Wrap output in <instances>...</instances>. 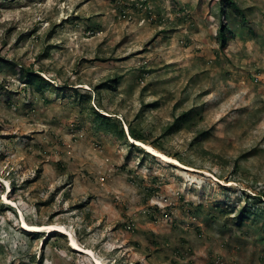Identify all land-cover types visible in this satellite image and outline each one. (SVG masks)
Masks as SVG:
<instances>
[{
    "label": "rangeland",
    "instance_id": "obj_1",
    "mask_svg": "<svg viewBox=\"0 0 264 264\" xmlns=\"http://www.w3.org/2000/svg\"><path fill=\"white\" fill-rule=\"evenodd\" d=\"M97 261L264 264V0H0V264Z\"/></svg>",
    "mask_w": 264,
    "mask_h": 264
},
{
    "label": "bare ground",
    "instance_id": "obj_2",
    "mask_svg": "<svg viewBox=\"0 0 264 264\" xmlns=\"http://www.w3.org/2000/svg\"><path fill=\"white\" fill-rule=\"evenodd\" d=\"M133 142H135L138 146L142 147L143 149H145L148 153H150L151 155L155 156V157H158L160 158L162 161H165V162H168V163H172V164H175L177 166H180V167H183V168H186V169H193L189 166H186V165H183L179 160L173 158V157H170L156 149H154L151 145H148V144H145L143 142H140V141H137V140H134L132 139ZM23 224H24V227L26 228H32L34 229V231H41V227L42 226H36V225H29L27 222L23 221ZM48 232L49 233H52V232H59V233H64L65 232V229L62 227V226H49L48 228ZM71 247L73 249H76L78 251H81L83 253H85L86 255H91V251L89 249H86V248H82L81 246H79L77 244V242L75 241V239L73 238V236L71 237ZM97 264H102L101 262L97 261Z\"/></svg>",
    "mask_w": 264,
    "mask_h": 264
},
{
    "label": "trees",
    "instance_id": "obj_3",
    "mask_svg": "<svg viewBox=\"0 0 264 264\" xmlns=\"http://www.w3.org/2000/svg\"><path fill=\"white\" fill-rule=\"evenodd\" d=\"M232 5L234 8L239 9L235 3L232 2ZM220 31H221L219 35L220 44H221V47H225V45L227 44V36L225 34V30H220ZM27 78L30 84L35 86L38 91L43 90L47 85H49L48 81L39 75L28 73ZM98 117H100L105 124L110 125V120H111L110 117H102L100 115H98ZM188 119H189L188 114L185 113L181 117L177 118L174 126L176 128H179L182 126V124H185L186 122H188ZM122 136H124L123 132H122ZM32 234L38 235L39 233H32Z\"/></svg>",
    "mask_w": 264,
    "mask_h": 264
}]
</instances>
